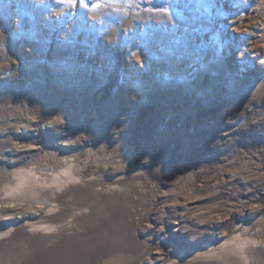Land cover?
Returning <instances> with one entry per match:
<instances>
[{
  "label": "rangeland",
  "instance_id": "rangeland-1",
  "mask_svg": "<svg viewBox=\"0 0 264 264\" xmlns=\"http://www.w3.org/2000/svg\"><path fill=\"white\" fill-rule=\"evenodd\" d=\"M214 2L0 0V118L41 128L10 127L1 149L53 138L63 116L83 163L97 148L162 193L185 228L166 244L249 224L264 249V0Z\"/></svg>",
  "mask_w": 264,
  "mask_h": 264
},
{
  "label": "bare ground",
  "instance_id": "bare-ground-1",
  "mask_svg": "<svg viewBox=\"0 0 264 264\" xmlns=\"http://www.w3.org/2000/svg\"><path fill=\"white\" fill-rule=\"evenodd\" d=\"M22 116L7 124L0 118V135L13 126L23 133L41 130L34 116ZM64 121L52 116L57 135L33 139L23 151L17 142L3 151V141L15 138H0V264H264V249L247 241L249 224L216 235L219 241L166 244L185 228L163 216L162 193L144 175L128 174L124 159L98 157L97 148L83 163L73 152L79 138ZM91 159L112 169L113 178L86 176Z\"/></svg>",
  "mask_w": 264,
  "mask_h": 264
},
{
  "label": "snow or ice",
  "instance_id": "snow-or-ice-1",
  "mask_svg": "<svg viewBox=\"0 0 264 264\" xmlns=\"http://www.w3.org/2000/svg\"><path fill=\"white\" fill-rule=\"evenodd\" d=\"M59 2H65V0H59ZM67 2L75 3L76 0H67ZM95 6L98 7L99 5H95ZM211 6H212V7L215 6V2H214V0H211ZM165 11H166V9H165ZM205 11L208 12V13L210 14V13H211V7L206 6V7H205ZM216 14H217V15H223V13H222L221 11H219V10H217V13H216ZM203 67H204V65L201 64V68H203ZM189 69L194 70V65H193V64H189V65H187V67L181 69V71H183V72H189ZM190 74H191V73L189 72V75H190Z\"/></svg>",
  "mask_w": 264,
  "mask_h": 264
}]
</instances>
